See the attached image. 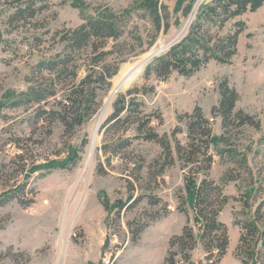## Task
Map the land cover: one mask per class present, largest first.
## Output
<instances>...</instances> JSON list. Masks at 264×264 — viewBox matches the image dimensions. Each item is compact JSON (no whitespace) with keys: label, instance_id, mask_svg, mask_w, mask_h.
Here are the masks:
<instances>
[{"label":"rangeland","instance_id":"1","mask_svg":"<svg viewBox=\"0 0 264 264\" xmlns=\"http://www.w3.org/2000/svg\"><path fill=\"white\" fill-rule=\"evenodd\" d=\"M30 1L35 5L32 17L15 14L18 6ZM136 1L0 0V195L17 189L32 202L0 207V264H163L172 237L181 235L185 226L195 236L198 233L187 201V177L198 184L206 178L222 187L228 203L218 220L227 228L229 244L217 264H241L235 257L240 229L234 222L252 219L260 205L264 214V5L219 31L202 23L212 40L233 33L236 23L244 24L230 64L211 61L189 78L172 74L165 81L145 80L143 72L151 60L115 96L97 125L120 70L181 41L200 5L209 0H196L187 16L182 9L190 0H159L169 15L168 29L157 31L134 14L120 39L107 41L96 53L82 51L78 62L59 77L39 64L64 52L63 35L83 23L82 15L118 13ZM102 53L108 55L95 70L115 75L110 87L98 94V111L71 133L59 122L36 121L39 110H58L66 89L83 79L93 58ZM223 83L238 96L234 112L249 116L250 124L235 121L224 127L218 113H212ZM35 84L56 95L40 104L10 106L13 98ZM129 91L135 94L129 96ZM120 96L126 103L134 98L136 116L101 129ZM198 113L205 123L190 133L191 117ZM138 120L143 133L133 123ZM148 130L157 134L156 142L145 140ZM93 133L97 141L85 168ZM72 152L77 156L73 167L31 172L33 167L65 160ZM100 195L109 210L100 203ZM119 201L125 206L121 210L114 207ZM257 228L256 264H263L264 219ZM170 252L177 254V264H186L177 247ZM205 256L198 242L190 261L209 264Z\"/></svg>","mask_w":264,"mask_h":264},{"label":"trees","instance_id":"2","mask_svg":"<svg viewBox=\"0 0 264 264\" xmlns=\"http://www.w3.org/2000/svg\"><path fill=\"white\" fill-rule=\"evenodd\" d=\"M195 2L196 0H190L182 9L183 16H187L191 12ZM22 5L16 8V15L25 17L28 14L32 17L35 14V5L31 1ZM263 5L264 0H209L207 3H203L198 8L195 19L191 23L186 36L177 44L171 46L165 53L154 58L145 67L143 78L149 80L151 77H155L160 81H165L172 74L189 78L211 61L219 64H230L231 59L237 53L238 37L244 30V24L238 22L235 24L236 29L233 33L212 40L206 31L202 30V23L213 25L219 31L223 29L227 22L240 17L248 11L255 12ZM134 14L142 20L147 19L157 31H160L161 27H165V29L169 27L168 12L164 6L162 7L159 4V0H137L129 9L118 13L109 12L98 16L82 15L83 23L63 35L64 52L62 51L61 54L55 55L50 60L43 61L39 64V67L47 71H56L59 77V75L64 73L66 67L78 62L80 59L79 54L82 51L91 50V52L96 53L99 47L105 45L107 41L120 39L126 33V28ZM137 39L141 41L139 37ZM98 42H100L99 46L97 45ZM107 55L108 53H102L97 58H93L92 64L84 78L66 89L62 95L63 98L58 102V110H39L36 114V121H45L48 125L59 122L64 127L65 132L71 133L76 127L81 126L86 120L91 118L100 107V102L98 101L99 92L103 91V89L105 91V89L107 90L110 87L109 80L115 75V72L105 75L103 71L95 70L96 65H99L100 61H103V58ZM40 71L42 70L40 69ZM76 71L77 69L74 72V80L77 78ZM133 94H135L134 91H129L127 95L131 96ZM55 95L56 93L49 88L35 84L24 94L13 98L10 106L19 107L27 104H40ZM237 99L238 96L234 89L228 87L226 83L220 86V101L218 107L214 108L212 113H218L222 118L224 127L228 123L235 121L243 124L251 123L249 116L242 112H234ZM135 106L134 98H131L126 103L123 96H120L114 104L113 114L106 120L101 129H104L109 124L117 126L128 122L129 119L136 116L137 110ZM158 119L161 120L160 117ZM191 120L189 123L190 133L196 127H202V124L205 123L200 113L194 114ZM133 123H138L137 131L139 133L144 132L145 129H142L139 120ZM204 131V135L209 137V131ZM145 140L156 142L158 136L148 130L147 134H145ZM160 142L168 144L165 141L160 140ZM125 143L120 144V149L127 145ZM104 150H106V147H104ZM76 160V152H72L65 160L53 161L41 167H33L31 172L42 171L43 169H46L45 171L66 170L69 167H73ZM185 189L187 201L194 214L193 222L198 227V233L195 236L192 228L185 226L181 235L172 237L169 241L168 256L163 264H177L175 260L177 254L170 252L173 247L178 248V255L181 261L186 264H192L190 252L195 249L198 242L202 244L205 250V260L209 264H217L225 256L229 244L227 228L218 220V215L228 203V198L223 195V189L220 185H216L215 182L206 178L198 184L194 178L187 177L185 179ZM17 192V189H13L1 194L0 207H4L13 201H17L23 206L32 203L25 200ZM98 199L105 210L110 209L107 199L101 195L98 196ZM114 207L121 210L125 206L119 201ZM178 209L184 212L181 206ZM263 219L264 214L260 205L254 212L252 219L244 222L235 220L234 222L235 226L240 229L235 257L241 264L257 263L258 253L256 252V245L259 233L257 226ZM261 242L264 244V239H261Z\"/></svg>","mask_w":264,"mask_h":264},{"label":"bare ground","instance_id":"3","mask_svg":"<svg viewBox=\"0 0 264 264\" xmlns=\"http://www.w3.org/2000/svg\"><path fill=\"white\" fill-rule=\"evenodd\" d=\"M162 49V48H161ZM156 51V50H155ZM159 51V50H157ZM150 54H152V51L149 52L148 54L144 55L140 61H138L136 64H131V65H126L124 66L118 76H116L113 80V84H112V89L108 95V97L106 98L105 102H104V106L102 108V111L100 113V116L97 120V125H99V123L101 122L104 114L107 112L111 102L113 101V99L115 98V96L120 92L122 91L123 89H125L128 84L131 82L130 79L125 82V84H123L122 86H119L121 84V82L126 78V76L133 70V69H137L136 70V73L135 75L137 76L140 71L142 70L143 66L150 60L149 57H150ZM135 76V77H136ZM134 77V76H133ZM95 131V130H94ZM96 141H97V136L95 133H93V136L91 138V143H90V147H89V150H88V154H87V158H86V161L84 162V166L85 168L90 165V160H91V157H92V153L94 151V147H95V144H96Z\"/></svg>","mask_w":264,"mask_h":264},{"label":"water","instance_id":"4","mask_svg":"<svg viewBox=\"0 0 264 264\" xmlns=\"http://www.w3.org/2000/svg\"><path fill=\"white\" fill-rule=\"evenodd\" d=\"M173 45V44H172ZM172 45L168 46L166 49H160L159 51H155L151 57H149L148 60H153L154 58L158 57L161 53H163L165 50H168ZM148 61V62H150ZM136 68L133 69L127 76L126 78L121 82V84L119 86H122L123 84H125V82H127L129 79H131L133 76H135V73H136Z\"/></svg>","mask_w":264,"mask_h":264}]
</instances>
